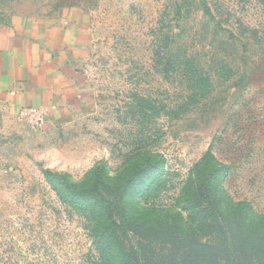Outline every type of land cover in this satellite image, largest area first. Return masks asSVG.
I'll return each mask as SVG.
<instances>
[{
	"label": "rangeland",
	"instance_id": "rangeland-1",
	"mask_svg": "<svg viewBox=\"0 0 264 264\" xmlns=\"http://www.w3.org/2000/svg\"><path fill=\"white\" fill-rule=\"evenodd\" d=\"M14 1L25 13L85 9L92 42L87 96L63 117L0 116V264H105L73 192L157 165L143 185L163 184L128 207L186 216L182 188L208 152L227 193L264 214L261 0Z\"/></svg>",
	"mask_w": 264,
	"mask_h": 264
},
{
	"label": "trees",
	"instance_id": "trees-1",
	"mask_svg": "<svg viewBox=\"0 0 264 264\" xmlns=\"http://www.w3.org/2000/svg\"><path fill=\"white\" fill-rule=\"evenodd\" d=\"M185 65L189 77H197V67L188 59ZM148 169L127 176L124 183L122 171L116 179L81 189L84 196L73 192L86 201L105 264H264V214L250 201L227 193L225 166L216 163L211 152L197 162L182 188L186 216L151 206L136 214L128 207L130 200L143 209V200L163 184L159 175L143 185ZM148 171L157 172V165Z\"/></svg>",
	"mask_w": 264,
	"mask_h": 264
},
{
	"label": "crops",
	"instance_id": "crops-1",
	"mask_svg": "<svg viewBox=\"0 0 264 264\" xmlns=\"http://www.w3.org/2000/svg\"><path fill=\"white\" fill-rule=\"evenodd\" d=\"M91 42V16L83 8L25 13L14 0H0V116L35 106L47 121L63 117L87 96L81 64Z\"/></svg>",
	"mask_w": 264,
	"mask_h": 264
},
{
	"label": "built area",
	"instance_id": "built-area-1",
	"mask_svg": "<svg viewBox=\"0 0 264 264\" xmlns=\"http://www.w3.org/2000/svg\"><path fill=\"white\" fill-rule=\"evenodd\" d=\"M21 114L23 118L28 119L33 125L37 126L42 125L46 120L44 111L35 106L23 107Z\"/></svg>",
	"mask_w": 264,
	"mask_h": 264
}]
</instances>
